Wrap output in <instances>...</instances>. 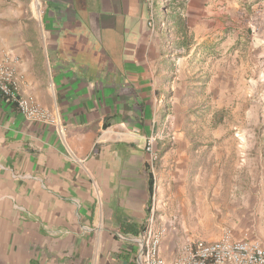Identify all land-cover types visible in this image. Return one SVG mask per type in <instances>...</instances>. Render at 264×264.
I'll return each instance as SVG.
<instances>
[{"label": "crops", "instance_id": "obj_1", "mask_svg": "<svg viewBox=\"0 0 264 264\" xmlns=\"http://www.w3.org/2000/svg\"><path fill=\"white\" fill-rule=\"evenodd\" d=\"M150 6L0 0V63L14 68L20 95L57 115L63 130L24 118L0 95V264H135L137 245L122 236L143 234L153 194L165 260L210 227L194 197L198 169L168 109L171 100L176 108V79L167 45L147 27Z\"/></svg>", "mask_w": 264, "mask_h": 264}, {"label": "rangeland", "instance_id": "obj_2", "mask_svg": "<svg viewBox=\"0 0 264 264\" xmlns=\"http://www.w3.org/2000/svg\"><path fill=\"white\" fill-rule=\"evenodd\" d=\"M150 4L147 27L157 31L155 22L163 17L167 22L162 33L167 27L173 33L170 24L176 19L177 37L187 43L167 47L176 58V81L170 85L176 108L172 113L171 100L168 109L196 145L193 151L185 136L198 169L193 179L200 220L210 225L190 235L213 241L229 229L236 239L264 243V0H150ZM171 33L169 38L174 37ZM190 86L200 87L192 93L187 92ZM244 197L256 203L236 202ZM192 205L187 204L189 212ZM240 212L245 213L241 218ZM247 214L252 218H245ZM185 222L189 231L195 230L192 219Z\"/></svg>", "mask_w": 264, "mask_h": 264}, {"label": "built area", "instance_id": "obj_3", "mask_svg": "<svg viewBox=\"0 0 264 264\" xmlns=\"http://www.w3.org/2000/svg\"><path fill=\"white\" fill-rule=\"evenodd\" d=\"M148 24L154 27L152 20ZM0 95L15 104L24 118L55 126L59 133H62L57 115L43 108L33 99L20 95L15 70L8 63H0ZM145 151L148 154V164L153 175L157 159L154 137L147 139ZM153 184L155 189V183ZM155 197L153 194L150 205L151 214L143 234L138 237L122 236L124 240L135 242L137 245L135 264H264V243L256 239H236L229 229L224 230L220 238L213 242L187 239L177 258L172 261L165 260L160 253L164 229L154 230Z\"/></svg>", "mask_w": 264, "mask_h": 264}, {"label": "trees", "instance_id": "obj_4", "mask_svg": "<svg viewBox=\"0 0 264 264\" xmlns=\"http://www.w3.org/2000/svg\"><path fill=\"white\" fill-rule=\"evenodd\" d=\"M165 13H166V15H168L167 14L168 13L167 11ZM166 22H167V19H164L163 17L162 18L159 17L157 19V21H156L157 32L160 34L161 39L165 43V45H167V47H169V45H174V46L177 45L178 48H181V47H184L185 45H187V43L184 40H182V39H180V38L177 37V31H178V29L175 30V27L177 28V26L179 25V22L176 19L173 20V23L172 24H170L171 27H172V29H173V33L170 32L171 30H169V31L167 30L168 27L166 28V33L165 34L162 33L161 26L164 25V23H166ZM168 33L174 34V37L173 38H169V34ZM167 52H168V54L171 53V51H169V50H167ZM182 55H184V54H182ZM168 59H169L168 60L169 61V67L174 72V69H175V61H176L175 59L176 58L169 55V58ZM171 69H170V71H171ZM193 81H194V79H193ZM203 83H205V82H203ZM198 87H200V86H190L189 88L187 87V92H190L191 91L192 93H194V91L199 90ZM170 95H171V92H170L169 96ZM185 133H186L185 136L188 138L190 144L191 145L193 144V148L192 149L194 151L196 149L195 148L196 145H194L195 143L192 141V138L190 137L189 133L188 132H185ZM191 156H192V158L195 157L193 155V153H191ZM193 163L195 164L194 160H193Z\"/></svg>", "mask_w": 264, "mask_h": 264}]
</instances>
